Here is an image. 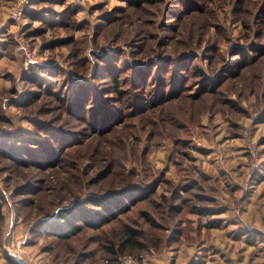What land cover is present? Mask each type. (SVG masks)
<instances>
[{
  "label": "rangeland",
  "instance_id": "obj_1",
  "mask_svg": "<svg viewBox=\"0 0 264 264\" xmlns=\"http://www.w3.org/2000/svg\"><path fill=\"white\" fill-rule=\"evenodd\" d=\"M17 1L0 0V253L15 252L31 264H109L103 245L109 235L118 237L124 224H138L159 244L128 253L142 255L140 264H190L192 258L208 264H264V190L259 188L257 200L251 198L263 171L262 155L257 148L259 166L248 179L256 143L247 131L255 129L253 118L264 108V72L251 82L239 83L232 75L229 83L217 85L223 67L234 65V48L245 43L252 21L263 18L261 0L242 2L243 7L235 0H28L21 18L9 20ZM261 27L254 26L258 38L251 37L264 44ZM262 58L257 63L264 66ZM151 64L163 67L159 80L197 65L208 89L217 82V93L205 92L203 101L185 105L184 98L159 103L154 80L139 89L128 87L131 66ZM29 65L42 66L41 87L22 79ZM110 66L117 70L118 89L108 75ZM192 77L190 83L196 80ZM163 89L166 96L169 89ZM87 94L91 100L81 104ZM228 97L229 106L221 105ZM234 100L241 101V113ZM98 102L114 120L102 131L87 120ZM70 110L81 112V118ZM236 129L244 139L240 154L246 161L242 178L230 179L237 180L244 198L239 201L238 191L235 196L226 177L217 175L221 181H210L211 187L207 180L204 191L219 196L224 216L188 214L189 202L177 183L192 176L191 168L199 172L194 163L208 142L212 145L205 149L217 147L212 130L232 139ZM57 140L65 152L49 156ZM19 148L25 151L18 154ZM155 179L154 195L102 227H63L57 235L47 228L73 202L132 184L143 188ZM191 192L201 196L197 189ZM170 204L182 205V212L173 216ZM146 208L159 229L140 219L139 211Z\"/></svg>",
  "mask_w": 264,
  "mask_h": 264
},
{
  "label": "trees",
  "instance_id": "obj_2",
  "mask_svg": "<svg viewBox=\"0 0 264 264\" xmlns=\"http://www.w3.org/2000/svg\"><path fill=\"white\" fill-rule=\"evenodd\" d=\"M187 1L189 3V1L191 0H187ZM249 1L250 0H235L234 4L239 5L242 2L247 3ZM128 2L129 4H135L136 0H128ZM244 3L241 4V7H243ZM260 5L262 6L264 5V0L260 1ZM261 11H262L261 13L263 14V18L261 20H257V22H255V19H254V22L252 21V23L250 24L251 25L250 30L245 33V38H246L245 43L236 45L234 48L235 56L237 57V59L234 60V63H233L234 65L229 66L228 68L227 66L223 67V70H221L222 76L219 79L218 84L217 82H211L210 84L211 86L208 89L207 88L208 84L206 83L205 75L203 74L204 71L200 69L197 65L196 66L186 65L185 66L187 67L186 69L177 71L176 74L174 73V76L172 74V77L170 76V78H167L168 80H159L156 77V74L162 73L163 67L159 64H154L155 66L153 67L152 66L153 64H151V65H146L145 68H142L139 65L131 66L133 70L132 75H131V79L133 78V82H132L133 84H131L130 82L128 87L135 86V88L139 89L140 85L142 86L144 84H147V82H151L154 80L155 81L154 83H157V84H154L155 90H154L153 96L157 100H159V103L162 101L164 102L168 100L169 98L175 99V100L184 98L181 100H184L185 105H186L187 103L188 104L192 103L190 102L191 100L196 101V100L202 99L203 101L204 98L201 96H203L205 92L216 94L217 90L215 91V88H214L215 85L216 84L219 85V83L222 80H224V82H221L220 83L221 85L222 84L224 85L225 82L229 83L230 78H227V76L229 77L233 75L234 78L239 77V83H242L243 81H247V80L251 82V80L260 79L259 72H261V70H263L264 72V68H263L264 66L259 65V63L257 62H259L258 59L264 57V44L260 43L258 39H256L258 38L257 37L258 31L257 33L254 32L253 27L256 25L262 24L261 30L259 31V35L264 34V28H263L264 26V7ZM241 12L247 13L245 9H240L239 13ZM70 13L72 12L71 11L65 12V16L69 18ZM27 15L30 16L29 13H27ZM236 18L240 21L243 20L242 18H240V16H236ZM244 26L247 31L249 28L246 22H244ZM251 36H255L256 38L251 37ZM261 60L263 61V58ZM125 66H122L121 69H126ZM36 67L37 66L29 65V69L27 68L26 70L23 71L22 79L26 83H29L33 86L41 87L42 86V75H41L42 66L41 65L38 66L37 69ZM175 68L179 69L178 66H176ZM184 72H186L185 76H180L181 75L180 73H184ZM248 73L250 74L247 77ZM116 74H117V70L114 69L112 66H110L108 75L112 76L113 82L115 84V88L118 89L119 81H118ZM189 75L194 76L192 78L196 80L190 83ZM199 77H201L200 80H197ZM195 87H197L196 90H195ZM163 88L169 89L166 96H164L163 94L164 93ZM182 93H185V94L181 95ZM87 96L88 94L84 96V98L80 102L81 104H84L85 101L89 102L91 100V98ZM148 99L150 100V105H152L153 102L151 101L150 98ZM227 101L228 102H223V104L221 105H225L226 103L227 105L230 104L229 97L227 98ZM234 103H237L236 109L239 113H241L243 109L241 101L240 100L238 102L235 101ZM77 105L78 104H74L73 107L74 106L77 107ZM134 108H137V107L132 106V109ZM75 111L76 110H72V111L70 110V113L77 115L79 118H81V112H75ZM107 114L108 113L106 112V109L103 108V106L98 102L96 106L94 107V109L91 110L89 114L90 117L87 120H89L88 122L90 123V125L93 126V129L97 131L99 130L102 131L101 127H104L106 124L108 126V124L110 125V123L114 121L112 120V118H109L108 120ZM131 114H134V112L130 113V115ZM177 129L178 131H180V128H177ZM49 135L52 136L53 138L57 137V136H54L53 134H49ZM61 135L62 134L59 133L58 138H63V136ZM63 146L64 145H62L61 142L57 140V144L50 148L49 156L51 155V152L58 156H62V154L65 152ZM17 150H18L17 152L18 154H21L25 151V149L23 148L21 149L19 148ZM13 159H16V156L13 155ZM190 170L191 171L189 172L192 173V176L191 177L182 176L181 181L177 183L178 191H180L182 194H186V197H183V198L181 197V198L183 200L184 198H187V200L185 199V201L189 202V205L187 206L188 214H193L197 217L204 216L208 218L212 214H214L216 211H214L211 208L212 200L209 198L208 195L205 194V191H204V182H206V178L203 176V174L196 172L193 168H191ZM193 174L194 175L196 174L197 176H194ZM156 184H158V182H156V179H155V180H152L149 184H146L145 186H143V188H141L139 185L132 184V185L126 186L122 190L114 191L110 193L109 195H103L100 197L94 195L92 197L84 198L81 201L73 202L69 207L64 208V211L62 212V214H59V216H57L54 222L47 224L48 225L47 228L49 229V231H51L50 233L57 235V234H61V231H64L63 227L69 231L80 229L79 226L81 225L82 226L87 225V227H97V228L102 227L111 221H115L117 218H119L120 215H123L129 212L133 205H136V204L138 205L139 203H144L146 200H148L152 195H154ZM195 189L201 192L200 193L201 196H199L198 194L199 192H196V193L191 192L192 190H195ZM190 192L193 194L190 195ZM161 207H165L164 204H162ZM167 209L170 211V213L173 216L174 215L178 216V214L182 212L183 207L182 205L174 206L173 204H170L167 207ZM150 213L152 212L147 208L141 209L139 211V217L140 219L143 220L145 225L151 228H154V229H159L160 227H159L158 222L156 221V218L153 217ZM1 217H2V214H1V206H0V218ZM103 245L106 249V255L109 257L108 259L109 264H117L119 258L125 254L142 253V252H145L149 246L154 247V248H157L159 246V244L156 243V241L150 237V234L148 233L147 235L146 231L140 228L138 224H135L134 226L124 224L123 226H121V231H120L119 236L112 237L109 235V239L107 240L106 244H103ZM5 257L12 264H16L9 256V253L5 254Z\"/></svg>",
  "mask_w": 264,
  "mask_h": 264
},
{
  "label": "crops",
  "instance_id": "obj_3",
  "mask_svg": "<svg viewBox=\"0 0 264 264\" xmlns=\"http://www.w3.org/2000/svg\"><path fill=\"white\" fill-rule=\"evenodd\" d=\"M264 110V108H263ZM258 111V114L255 115V117L253 118L254 121H257L255 123V129L250 128L249 130L247 129V131H249L250 136L252 137V141L256 143L257 148L261 151V155H262V165H263V171L261 174H259L258 176H256V180L255 182L257 183V186L255 188L256 190V194L252 195L251 194V198L255 200H257V195L259 193V188L264 190V128H261L262 126H264V112ZM258 116H262V117H258ZM252 121V120H251ZM237 132L235 137L231 138H226L221 136L222 135V131L219 132L218 130H212L211 133H213V135H211V137H216V141L217 142V147H212V149H209V145H212L211 143L209 144V142L207 143V146H204L205 148L208 147L207 149H202L201 152V158H197L198 160L195 161L194 165L197 167V169H199V173L203 174V176L206 178L207 182L210 181H216L214 183H219L221 180L220 178H217V175H223L224 177H226L224 181V183L227 181L228 184H226V186L228 187L229 185L232 186L230 187L231 189H234V195L237 196V199L239 201H242V199L244 198V196L240 193L241 188L240 185L238 184L237 180H231V176L232 179L238 177V179L242 178L244 172V166H243V157L241 156V152H243V148H244V139H240L239 136H241V132L239 129H236ZM239 135V136H238ZM210 136V135H209ZM215 140H212V143ZM206 145V144H205ZM221 149V150H220ZM216 153H219L218 156L216 155ZM246 163V162H245ZM201 167V169H200ZM229 175V179L227 178V176ZM211 187H213V183L210 182ZM217 186V185H216ZM228 188V189H230ZM215 189V186L214 188ZM219 190L218 187H216L217 191ZM238 191V193L236 194L235 192ZM217 195H220L219 193L214 192ZM209 198L212 200V206L211 208L216 211L213 216H217L220 217L221 215L224 216V209H222V207L220 205H218V197L212 196V195H208ZM243 196V197H242ZM215 199V200H214ZM223 200V199H222ZM258 209V208H257ZM258 211V210H257ZM212 218H210L209 220H211ZM203 225L201 227V229H203L205 227V223L201 222ZM193 224H195L193 222ZM204 241V240H203ZM202 241V244H203ZM201 242V241H200ZM199 244V243H198ZM204 258H200V260H194L193 258L190 260V264H208L207 262L204 263L205 260H203ZM199 261V262H198ZM214 261V260H213ZM0 264H12L11 262H9L7 260V258L0 253ZM211 264H226L225 262H223L222 260H215L214 262H211Z\"/></svg>",
  "mask_w": 264,
  "mask_h": 264
},
{
  "label": "built area",
  "instance_id": "obj_4",
  "mask_svg": "<svg viewBox=\"0 0 264 264\" xmlns=\"http://www.w3.org/2000/svg\"><path fill=\"white\" fill-rule=\"evenodd\" d=\"M28 5V0H19L14 4L10 9V15L9 20L16 21L21 18V16L24 13V8ZM3 23L1 24V26ZM251 159L252 163H250V171L248 173V179H251L254 173L257 171V168L259 166V160H258V150L257 145L254 147V149L251 150ZM251 162V161H250ZM142 260V255H131V254H125L121 256L117 262V264H140Z\"/></svg>",
  "mask_w": 264,
  "mask_h": 264
},
{
  "label": "water",
  "instance_id": "obj_5",
  "mask_svg": "<svg viewBox=\"0 0 264 264\" xmlns=\"http://www.w3.org/2000/svg\"><path fill=\"white\" fill-rule=\"evenodd\" d=\"M9 256L16 264H31L15 252H10Z\"/></svg>",
  "mask_w": 264,
  "mask_h": 264
}]
</instances>
